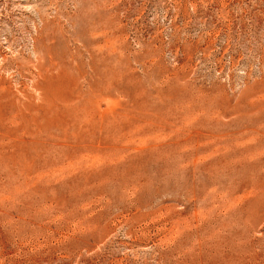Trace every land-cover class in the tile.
I'll return each instance as SVG.
<instances>
[{
  "label": "rangeland",
  "instance_id": "rangeland-1",
  "mask_svg": "<svg viewBox=\"0 0 264 264\" xmlns=\"http://www.w3.org/2000/svg\"><path fill=\"white\" fill-rule=\"evenodd\" d=\"M0 264H264V0H0Z\"/></svg>",
  "mask_w": 264,
  "mask_h": 264
}]
</instances>
